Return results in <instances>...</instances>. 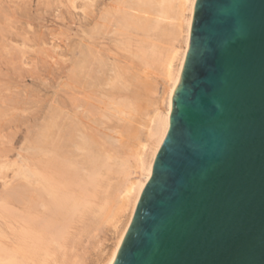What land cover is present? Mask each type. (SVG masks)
<instances>
[{"label":"bare ground","instance_id":"bare-ground-1","mask_svg":"<svg viewBox=\"0 0 264 264\" xmlns=\"http://www.w3.org/2000/svg\"><path fill=\"white\" fill-rule=\"evenodd\" d=\"M196 2L197 0H42L43 5L41 4V8L45 7L46 12L49 10L47 8L53 7L55 4L59 7L57 8L54 5L58 10L62 7L60 10L62 16L57 13L58 10L56 11V14L61 16L58 18L63 20L64 12L67 13L69 11L68 14L71 16L65 15V18L70 17L67 19L68 21L71 17L72 19L76 18L75 21L79 23V26L75 28L81 27L80 29L77 28L80 30L78 31L79 33L75 32L77 29L74 28L75 31L73 29L76 39L73 37L74 40L71 42L70 49L66 50L70 51V54L65 50L63 54L58 53L63 56L64 52L65 55H70L68 59L70 60V64L65 65V69H62L64 71L61 72L62 75L66 76L65 78L63 75L65 80L63 78L62 82L61 79L58 81L61 77L58 76L56 84L57 82L59 83L57 86L53 84L55 89L52 88L53 86L50 88L51 92H53V89L57 91V87L59 88V84H61V86H65L63 89L61 88L64 91L58 89V92H62L65 95L69 93L67 91L71 90L72 96L71 94L66 95V97L71 96L68 97L71 99V101L68 100L71 104L69 105L66 103L68 101L63 100L61 96L65 98V95L60 96L61 93L56 92L55 94H58L57 96L62 99H57L56 96H54L55 99L52 98L54 92L49 95L47 88H43L42 90L47 89L46 95L43 93L44 95L41 94L40 96V93H42L41 88L38 94L36 92L39 90V87L33 86L34 91L37 88L35 92L33 91L37 96L36 94L33 95L31 91V89L33 90L32 85L28 86L29 89L26 83L23 84V86L26 85L24 87L22 84H17V87L18 89L23 87L24 92H26L24 88H28L29 92L27 90L26 93L28 94L26 95L29 98L24 95L22 90L23 94L16 92L20 96L16 95L14 93L15 90L13 94H10V96H15V98L10 97L8 101L5 100L7 102L6 106L3 105V103H6L5 101L0 102L2 103L0 105L4 106L0 107V116L9 114L11 118L18 119V115H23L22 109L28 112L29 109L35 108L32 105L37 99V104H43L44 101H41L43 96L46 101L45 106L43 105L42 108L39 106L40 110L44 109V111H41L42 113L40 112L37 115L34 109L31 112L32 116L30 115L31 117L36 115L31 120L32 122H39L38 130H31V137H26L25 135V139L28 138L26 146L24 144L23 148L20 146L21 149L29 150V153L25 156L19 154L18 158L20 160L18 164L10 163L9 166L6 162L3 164L4 161L0 164V168L2 169L3 167L6 168V165L10 168L13 166L17 167L12 168V170L15 169L13 171L12 186L10 189L5 190L6 187L5 191L2 189L3 191L0 193V213L8 210L7 207L10 203V240L8 239L10 242L6 244L5 241L4 245L0 241V264H64L68 260L70 262L71 259L66 258L68 254L66 251L73 248L71 246L69 248L68 246L73 241L71 237L75 238L71 231L76 227L75 225L78 222L79 226L83 224H80V222L85 221V224H87L88 221L86 220H89L88 226L89 223L96 226V222L94 223L93 221H98L101 229H104L105 221L106 224H112L105 225L106 229L114 226L117 228L116 233H118L119 226L121 223L124 224L122 219L123 221L124 219L126 220L123 216L129 211V216L123 229L121 226V231L119 230L121 233L120 235L118 234L119 237L117 238L115 247L104 263L112 264L114 262L131 225L141 195L151 178L154 163L169 130L172 99L181 79L190 47L191 28ZM66 8L67 11L65 10ZM37 9L39 10V8ZM74 10H76V15L79 16L78 19L77 16H74ZM77 10L81 12L79 13ZM8 11H6V7L0 6V19L2 18L3 20L4 17L3 22L0 20V28H2L0 32L3 31V36L5 35V37H10L13 30H16V25L13 26L12 24L13 27H11V24H9L16 19L12 18L13 20H11L10 11L9 13ZM71 12L72 14H70ZM33 13L36 14V12ZM17 14L15 13L14 15ZM18 15L15 17L18 22H22L20 21V16L22 17V15L20 14L19 17ZM12 17L14 16L12 15ZM7 19L10 20L9 23ZM69 22L67 24L70 25ZM2 23V26L7 24L9 26L8 29L7 25L1 27ZM22 23V31L18 27L21 32L17 31V33L14 31L16 34H13L12 38H6V44L4 40L0 42L3 43L1 44L2 50H6V53L10 51L11 54L13 49L14 51L17 49L19 52L22 49L19 53L20 55L23 51L25 52L23 49L27 44L29 46L33 37V39L37 38L35 44H38L37 46H34V43L30 44L33 48L37 47L39 49L42 47L40 45L42 44L41 42H46V40L43 41L45 35L42 33L38 34L39 37L42 35L39 38L40 40L38 37L35 38V36H38L35 35L37 34L36 32L39 33L40 31H35V29V32L32 33H35V36H32L28 29L27 32L26 28L23 29V25H26L27 28L31 27L27 24L29 23L28 21L27 23L25 22L26 24ZM42 26L45 27V25ZM70 26L71 29L74 27L73 25ZM5 28L9 31H4ZM24 31L25 33H23ZM48 31H51V29ZM7 32L8 34L6 35ZM28 33L31 37H28L30 35H26ZM165 34H169L170 42L166 39L168 35L166 36ZM0 36H2L1 33ZM5 37L3 38L5 39ZM159 38L163 40L160 39L162 45L156 42ZM16 39L20 41L19 44L16 42ZM165 39L168 46H164L166 44ZM181 39H183L184 43L182 50L177 46L180 42L176 44V41L178 42ZM37 40L41 42L38 43L39 41L37 42ZM68 43L70 44V42ZM50 45L54 49L60 47L59 45ZM49 46H46L47 51L49 50ZM52 46L50 49H52ZM43 47L41 48L42 55H48L45 46ZM117 48H122L121 50L127 49L128 52L124 51L125 53L130 52L128 56L131 60L126 62L127 59L124 60V51ZM121 52L124 56L120 55V57L118 54ZM132 59L147 69L154 67L151 75L155 73L154 70L156 71L157 69L158 74L161 70L162 73L160 71L161 74L158 75L161 77L157 78H162L164 82L161 79L159 84L162 82L166 86L165 94L167 96L165 94L159 95L163 96L161 100L152 101L149 99V95L148 99L146 98L147 101H144V103L146 102L144 106H146L143 107L141 104V107L145 108V110L144 114L142 112L141 115L138 113L140 116L135 113L139 107L134 106L132 110L134 99L137 97L136 87L133 82V80L137 82V78H135V72L132 68L135 64ZM177 60L178 63H176ZM158 63H160L159 66H162L161 69L158 68ZM45 79H41L44 84L47 81ZM155 82L153 83L152 78V84H156ZM159 84L153 85V88H156ZM19 85L22 87L20 88ZM48 86L50 87L51 85ZM12 88L14 87H11V91ZM155 88L152 95L158 92L159 87ZM29 93H32L31 97L36 96V98L32 97L35 100L31 99ZM47 93L50 97L52 95L51 98L57 102L52 100L51 103L48 100ZM21 95H24L26 100L28 98L29 101L23 100L24 96L21 97ZM152 95L151 97H154L155 94ZM137 99L135 100L138 101ZM164 101L167 102L165 108L162 107ZM34 104L36 105V103ZM18 109H20L19 112L17 111ZM33 112L36 113L34 114ZM25 116L27 118L30 117ZM27 118L24 119L28 120V122L25 120L23 123L25 125H32V122L29 123L31 118ZM137 118L139 119L138 124L136 123L138 122V120L136 121ZM37 119H41V121ZM121 123H125L127 126L128 123L132 124L131 129H129L130 133L127 132L126 125H122ZM123 132L128 134L127 142L122 140L124 137ZM32 137L37 138V140L35 142L32 141ZM24 143H26L25 140ZM10 168L7 167L3 171L1 170L2 174L0 173V178H3L1 176L6 177L7 179H3L7 182L10 181L8 180L9 176H5L8 172H4ZM134 174H138V176L135 177L133 176ZM11 194L13 196L10 200L9 196ZM97 216H99L98 218L102 216V219L105 217L104 221L101 222L103 225L100 224L101 218L94 220ZM92 218L94 219L92 220ZM85 224L82 225V228L76 227L77 229H81L78 232L80 235L83 229L84 234L87 231L85 228L90 229ZM94 225L90 231L95 230ZM97 226L95 227L96 229ZM115 228L113 229L115 230ZM66 229L69 230L68 234L64 233ZM77 229H74V231ZM110 232H112V227ZM78 233H76L77 236L75 238L77 242L82 238ZM114 233L115 231L112 234ZM70 238L71 241L69 242ZM65 239H69L66 241L68 242V246L65 243ZM98 239L96 238V240ZM76 244H72V246L76 247ZM67 248L69 249L67 250ZM76 248L72 250L73 252L68 251L69 258L74 255V251L77 253ZM76 253L74 256L77 258ZM74 256L71 258L77 260ZM62 260H65V262H62ZM72 261L69 264L76 262Z\"/></svg>","mask_w":264,"mask_h":264},{"label":"water","instance_id":"water-1","mask_svg":"<svg viewBox=\"0 0 264 264\" xmlns=\"http://www.w3.org/2000/svg\"><path fill=\"white\" fill-rule=\"evenodd\" d=\"M112 264H264V0H197L169 130Z\"/></svg>","mask_w":264,"mask_h":264},{"label":"rangeland","instance_id":"rangeland-1","mask_svg":"<svg viewBox=\"0 0 264 264\" xmlns=\"http://www.w3.org/2000/svg\"><path fill=\"white\" fill-rule=\"evenodd\" d=\"M13 1V2H12ZM38 1V2H37ZM18 4V5H16V4ZM3 4V5H2ZM20 4V5H19ZM42 0H0V6L1 7H3V8H5L6 7V11L7 10H9L10 11V15H11V20H13V19H16L15 21L18 23H13V22H15V21H11L10 22V20L9 19H7V20H9L8 21V23L9 24H11V27H13V26H15L16 25V27H15V29L16 30H13V32H12V35L13 34H16L14 31H18V32H21L22 31V25H21V23L22 22H26L27 23V21L29 22V23H27L29 26H31V27H29V28H27V26L26 25H23V29H25L26 30V32L29 30V32H30V34H32L33 32H35V31H40L39 33L38 32H36L37 34H35V35H38V34H44L45 36V38L43 39V41L44 40H46V42H41V41H39L40 39L39 38H41L42 37V35H40L41 37H39V35L38 36H35L34 34H32V36H35V38L36 37H38V39L39 40H37V42L38 43H42V44H40L42 47L41 48H44L43 46H45V49H46V46L48 47L50 44H53V45H59L60 47H61V49H60V47L58 48V49H54L53 48V46L52 45H50L49 46V50L47 51V49H46V51H47V54L48 55H42V53H41V48H37V47H34V48H36V49H34L33 48V46L32 45H30V44H35L36 43V39H33V38H31V43H29V41H27V43H29V46H28V44H27V46L23 49V50H25V52H24V54L22 55V53L19 55V53H20V51L22 50H19V52H18V50L17 49H15V51H14V49L12 50L13 52L10 54V51H9V53L7 52L6 53V50H2V45L1 44H3V43H0V48H1V50H0V86L2 85V87H0V102H2V101H5V100H7L8 101V99L10 98V97H14L15 98V96H10V94H13V92L14 93H18V92H21V90L23 91V87L24 86H26V85H24L23 86V84H27V87L29 86H31L32 85V87L33 86H35V87H39L38 89L39 90H37V88H36V90H37V92L36 93H38V91H39V93H40V88H41V92L42 93H40V96H41V94L42 95H44L45 93H46V91H47V89H48V93H49V95H50V93H53L52 95H53V97H52V95H51V97L52 98H54V96H56V98L57 99H62L63 98V100H65V101H68V100H70L71 101V99H69L68 97H71L72 96V94L70 93V91H67V92H69V93H67L66 92V90H65V92L67 93V94H71V96H68V97H66V95L65 94H62V92H58L59 90L58 89H63V87H65V86H61V84H59L60 86H59V88L57 87V91L56 90H54L55 88H54V85L53 84H56V81H57V79L56 78H59L58 76H61L59 79H58V81H60V79H61V82H62V79L64 78L63 77V75H62V73L61 72H63L64 70H62L63 68L65 69V65L67 66L68 65V63H69V61L70 60H68L69 58H70V55H68V54H70V51L68 52V51H66V50H68V49H70V47H71V42H73L72 40H74L73 39V37L74 36H76V34H75V32L76 33H79L78 31H80V30H78V29H80L79 27H77V28H75L76 26H79V23L77 22V21H75V19L76 18H74V19H72V17H71V19L69 20V21H72V22H69L67 19H69L68 17L67 18H65V15L67 16V15H69L68 14V12L69 11H67V8L65 9L66 11H67V13H65L64 12V14L65 15H63L64 17L62 18L63 20H61V18H58V17H61L62 15H61V8L62 7H60V9L58 10L57 8H59V7H57V5H53V7H50V8H47V9H51V8H53L51 11H47L46 12V9H45V7L44 8H41L42 7ZM14 5V6H13ZM41 5V6H40ZM17 6V7H16ZM26 9H24V8ZM39 8V10L37 9V8ZM64 8H65V6H63ZM20 8H22V9H20ZM42 9V10H41ZM20 11V13H19V11ZM23 10H25V11H23ZM33 10H35V11H33ZM45 12H44V11ZM58 10V11H57ZM63 10V9H62ZM69 10V9H68ZM9 11H8V13H9ZM56 11H57V13H59L61 16H59L58 14H56ZM70 11H73V10H70ZM25 12V13H24ZM33 12H36V14L35 13H33ZM75 12V13H74ZM74 16L76 17L77 15H76V10H74ZM77 12H81V11H79V10H77ZM15 13H18L19 15L21 14L22 15V17L20 16V21H22V22H18V20H17V18L15 17V16H17V15H14ZM23 13V14H22ZM54 13H55V15H54ZM43 14V15H42ZM62 14H63V11H62ZM70 14H72V12L70 13ZM12 15L14 16V17H12ZM19 15H18V17H19ZM80 15V14H79ZM41 16H42V18H41ZM46 18H45V17ZM54 16H57V17H54ZM69 16H71V15H69ZM73 16V17H74ZM43 17H44V19H43ZM78 17L79 16H77V19H78ZM13 18V19H12ZM64 19H66V20H64ZM0 20H2V18L0 19ZM75 22H74V21ZM4 21V17H3V20L1 21V22H3ZM66 21V22H65ZM179 21V20H178ZM0 22V23H1ZM70 23V25H73L74 27H72V29H71V26L69 25V24H67V23ZM177 22V21H176ZM6 23H7V21H6ZM25 23V24H26ZM71 23H73V24H71ZM77 23V25H75ZM5 24V23H4ZM12 24H13V26H12ZM20 24V26H18ZM23 24V23H22ZM178 24V23H177ZM3 25V23L1 24V27H5V26H2ZM42 25H45V27L44 26H42ZM65 25V26H64ZM48 26V27H47ZM8 25H7V29H8ZM18 27H19V29H21V31L18 29ZM77 29L76 31H75V29ZM2 28H0V30H1ZM28 29V30H27ZM36 29V30H35ZM51 29V31H48V30H50ZM73 29H74V31H73ZM35 30V31H34ZM4 31H9V30H6V28L4 29ZM53 31V32H52ZM17 32V33H18ZM48 32H49V34H48ZM51 32V33H50ZM1 33V35L3 36V31H1L0 32ZM5 33V32H4ZM23 33H25V31L23 32ZM53 33V34H52ZM8 34V32L6 33V35ZM10 34V33H9ZM29 33L28 34H26V35H30ZM75 34V35H74ZM170 34V33H169ZM169 34H165L166 36L168 35V38H166L168 41L169 40H171L170 39V37H169ZM11 35V36H12ZM2 36H0V38L2 37ZM5 37V35L3 36V37H5V39L2 37V39L0 40V42L2 41V40H6V38H12V37ZM77 36H78V34H77ZM163 36V35H162ZM162 36H160V37H162ZM28 37H31V35L30 36H28ZM71 37V38H70ZM18 38V37H17ZM49 38V39H48ZM75 39H76V37H74ZM20 39V38H19ZM33 39V40H32ZM48 39V40H47ZM161 38H159L158 39V41H156L157 42V44H161L162 42H161V40L162 39H164L163 37H162V39L160 40ZM165 39V42L167 41ZM17 41V43L19 44L20 43V41H21V39H20V41L18 40V39H16ZM34 40H35V42H34ZM50 40V41H49ZM3 41V42H4ZM14 41H15V39H14ZM163 41V40H162ZM11 42V41H10ZM10 42H8L9 44H10ZM68 42H70V44L68 43ZM164 42V43H165ZM170 42V41H169ZM180 42V43H179ZM8 43H7V47H8ZM12 43V42H11ZM14 44H17V43H15V42H13ZM55 43V44H54ZM163 43V44H164ZM179 43V45H177V46H179L180 48H181V50H182V47H183V45H184V43H183V39H181L180 41H176V44H178ZM5 44H6V41H5ZM46 44V45H45ZM69 44V45H68ZM166 44H167V42H166ZM166 44H164V46H168V44L166 45ZM13 45V44H12ZM38 45V44H37ZM36 44L34 45V46H37ZM39 45V46H40ZM162 45V44H161ZM160 45V46H161ZM38 46V47H39ZM51 46H52V49H50L51 48ZM62 46H63V49H62ZM65 46V47H64ZM122 46H124V45H122ZM159 46V47H160ZM6 47V48H7ZM11 47V46H10ZM29 47V48H28ZM31 47V48H30ZM66 48V49H65ZM123 48H125V47H123ZM127 48V47H126ZM161 49H162V46L160 47ZM4 49V48H3ZM117 49H119V48H117ZM122 48H120L119 50H121ZM128 49V48H127ZM127 49H123V50H121V51H127ZM9 50V49H8ZM55 50V51H54ZM66 51V52H68V54L67 55H65V52H64V56L63 55H61V54H58V53H62L63 54V51ZM44 51V50H43ZM118 51V50H117ZM125 51L123 52V53H125ZM28 52V53H27ZM30 52V53H29ZM51 52V53H50ZM119 52V51H118ZM128 52V51H127ZM126 52V53H127ZM6 53V54H5ZM14 53H16L15 55H14ZM46 53V52H45ZM122 53V52H121ZM118 54L119 56L121 55H123V53L122 54ZM126 53L124 54L125 55V57H124V60L125 59H127L126 60V62H129L131 59H129V56H128V54H130V52L129 53H127V55H126ZM3 54V55H2ZM13 54V55H12ZM41 54V55H40ZM50 54V55H49ZM22 55V56H21ZM123 55V56H124ZM120 56V57H121ZM24 57V58H23ZM30 57V58H29ZM68 57V58H67ZM127 57V58H126ZM65 58H67V59H65ZM56 59V60H55ZM64 59V60H63ZM133 60V62H134V59H132ZM25 63H24V62ZM44 63H43V62ZM57 61V62H56ZM135 61H136V59H135ZM132 62V61H131ZM34 63V64H33ZM47 63V64H46ZM59 63V64H58ZM135 64H134V66L132 67L133 69H134V72H135V78H137V82L136 81H134L133 80V82H134V86L136 87V95H137V97L136 98H138L137 100L138 101H136L134 98V103H133V105H132V110H133V107L134 106H137V107H139L138 108V111H136L135 113L137 114V115H139L138 113H140V115H141V112L144 114V110H145V108L143 109L142 107H141V104H142V106L143 107H145L144 106V104L146 103H144V101L146 100V98L148 99V96L150 97L149 99H151L152 101L154 100H161V98L163 97V96H159V95H164L165 94V88H166V86H165V83H162L161 82V84H159L160 83V81H161V79L162 78H157V77H161V76H158L159 74H161L162 73V71H161V73H160V71H159V69H161V65L159 66V64L160 63H158V71H159V74H158V72H157V69H156V71L154 70V72L155 73H152L153 75H151V72H153V68L154 67H151V69L149 70V69H147L146 67H144L143 65H141V64H138V63H136V62H134ZM176 63H178V60L176 61ZM61 64V65H60ZM70 64V63H69ZM153 64H154V62H153ZM155 66H156V64H155ZM60 67V68H59ZM157 67V66H156ZM48 68V69H47ZM55 69V70H54ZM60 69V70H59ZM46 70H47V72H46ZM62 70V71H61ZM33 72H35V73H33ZM50 73V74H49ZM61 73V74H60ZM34 74V75H33ZM60 74V75H59ZM156 74V75H155ZM36 75V76H35ZM51 75V76H50ZM65 76V75H64ZM43 77V78H42ZM47 79V81H45L46 82V84H44V83H42L43 81L42 80H44L45 78ZM157 79H156V78ZM42 80H41V79ZM65 78H66V76H65ZM65 78L63 79V80H65ZM134 78V79H135ZM152 78H153V83L155 82V80H157L155 83L156 84H159V86H156V88L157 87H159L158 88V92H160V91H162L163 92V90H164V92L162 93V92H160V93H158V92H155V93H153V95H154V97H151V95H152V92L154 91V88H153V85H156V84H152ZM155 78V79H154ZM45 79V80H46ZM21 82H20V81ZM67 80V79H66ZM163 80V79H162ZM41 81V82H40ZM69 81V80H68ZM159 81V82H158ZM16 84H15V83ZM50 82V83H49ZM158 82V83H157ZM163 82H164V80H163ZM49 83V84H48ZM59 82H57V84H58ZM17 84H22V86L21 85H19V87L21 88V89H18V87H17ZM57 84L55 85V86H57ZM6 85V86H5ZM48 85H51L50 87L48 86ZM9 86V87H8ZM45 86H47V87H45ZM53 86V87H52ZM11 87H14V88H12V91L10 90L11 89ZM28 87V88H29ZM31 87V88H32ZM49 87V88H48ZM54 88L52 91L53 92H51V90H50V88ZM161 87V88H160ZM28 88H24V89H26V92H27V90H28ZM43 88H47L46 90H44V91H42L43 90ZM71 88V87H70ZM155 88V89H156ZM30 89V88H29ZM61 89V90H62ZM65 89V88H64ZM66 89H69V88H66ZM10 90V91H9ZM20 90V91H19ZM35 90V91H36ZM60 90V91H61ZM25 91V90H24ZM23 91V92H24ZM31 91H32V93H33V95H35L36 93H34L35 91H34V87H33V90L31 89ZM30 91V92H31ZM34 91V92H33ZM62 91H64V90H62ZM73 91V90H72ZM156 91V90H155ZM23 92H21L22 94H23ZM26 92H24V95L26 96V97H28L26 94H28V93H26ZM28 92H29V90H28ZM61 93L60 94V96L61 95H65V98H64V96H61V97H58L57 95L58 94H55V93ZM64 92V93H65ZM16 93V95H19V94H17ZM31 93V94H32ZM38 93V94H39ZM44 93V94H43ZM48 93H47V96H48V100L52 103V100L53 101H56V100H54V99H52L49 95H48ZM158 94V96L156 97V95ZM31 94L29 93V96L31 97ZM55 94V95H54ZM15 95V94H14ZM24 95H21V97L22 96H24ZM46 95V94H45ZM152 95V96H153ZM7 96V97H6ZM20 96V95H19ZM24 96V98H23V100L25 99V101H27L28 100V98H27V100H26V97ZM36 96H37V94H36ZM36 96H32V97H35L36 98ZM39 95H38V97H40ZM165 96H167L166 94H165ZM3 97H4V100H3ZM7 99H6V98ZM18 97V96H17ZM20 97V98H21ZM31 97V99H34V98H32ZM37 97V98H38ZM159 97H160V99H159ZM19 98V97H18ZM43 99L41 100V98L39 99V102H40V100L41 101H44L43 102V104H40V103H38L37 104V102L35 101L34 103H36V105L33 103V105L32 106H35V108H32V109H29V111L27 112V111H25V109H22V112H23V115L21 114V115H18V119H15L14 117V119L13 118H11L10 117V115L9 114H4V115H1L0 116V154L3 156H1L0 155V164L3 162V164H5V162L7 163V164H9V166H10V163H14V164H18L19 163V154L21 155V156H25L27 153H29V150L27 151V150H24V149H21V147L23 148L24 146H26V144H27V139H25L27 136L28 137H31V135H30V132H31V130L32 129H36V130H38V122L39 121H37V122H32L31 120H33V117H35L36 115H34L36 112H37V115H38V113H40L41 111H44V109L43 110H40L42 107H43V105L45 106L46 105V101H45V98H44V96L42 97ZM50 98H51V100H50ZM68 98V99H67ZM154 98V99H153ZM156 98V99H155ZM133 99H132V101H133ZM35 100V99H34ZM47 100V101H48ZM150 100V101H151ZM29 101V100H28ZM48 101V102H49ZM131 101V102H132ZM147 101V100H146ZM6 102V101H5ZM48 102H47V104H48ZM49 102V103H50ZM57 102V101H56ZM67 104H71V102L69 103V101L68 102H66ZM148 103V102H147ZM0 104H2V103H0ZM6 104H7V102L6 103H3V105H5L6 106ZM166 104H167V102L166 101H164L163 102V104H162V107H166ZM3 105H0V107L2 106V107H4ZM25 105V104H24ZM23 105V106H24ZM29 105H30V103H29ZM41 108H40V107ZM25 107H26V105H25ZM24 107V108H25ZM28 107H31V106H28ZM21 109V108H20ZM20 109H18L17 111L19 112V110ZM34 109L36 110V112L33 114L34 116L33 117H31L32 115H31V112L32 111H34ZM142 109V110H141ZM28 110V109H27ZM16 111V112H17ZM25 111V112H24ZM39 111V112H38ZM42 113V112H41ZM142 114V115H143ZM7 115H8V117H7ZM25 115H27V116H30V117H26ZM139 115V116H140ZM24 116V117H23ZM136 116V115H135ZM5 117V118H4ZM22 117V118H21ZM10 118H11V120H10ZM24 118H27V119H30L29 120V123L30 122H32V125H30V124H24L23 123V121L25 122V120L26 119H24ZM2 119V120H1ZM15 120V121H14ZM37 120H40L41 121V119H37ZM114 120H115V118H114ZM138 120V122H136L137 124L139 123V119L137 118L136 119V121ZM27 122H28V120H26ZM35 121V120H34ZM134 121V120H133ZM23 124H22V123ZM122 122H125V121H122ZM9 123V124H8ZM125 123H127V122H125ZM125 123H121L122 125H124ZM135 123V122H134ZM18 124V125H17ZM28 125V126H27ZM126 125V124H125ZM131 123H128V126L126 125V130H127V132L128 133H130V130L129 129H131ZM27 126V127H26ZM33 127V128H32ZM124 128V129H125ZM25 135H26V137H25ZM123 135H124V137L122 138V140L123 141H125V142H127V136H128V134L127 133H125V132H123ZM11 138V139H10ZM24 140H25V142L26 143H24ZM37 140V138H35V137H32V141H36ZM23 144H24V146H23ZM21 146V147H20ZM20 152V153H19ZM6 155V156H5ZM8 159V160H7ZM6 160V161H5ZM8 165H6V168L5 167H3V169L5 168V169H7V167L8 168H10ZM12 168H17V167H15V166H13ZM12 168H10V169H8V170H6V172H4V173H7L8 172V174H5V176L7 175V177L9 178L8 180H10V181H6V180H4V179H7L6 177L4 178V176H1V177H3V178H0V193L5 189V190H7V189H10V187L12 186V177H13V174H14V170H12ZM3 169L2 168H0V173H1V170L3 171ZM4 169V170H5ZM3 173V172H2ZM1 173V174H2ZM133 176H135V177H137L138 176V174H134ZM15 180V179H14ZM2 184V185H1ZM9 187V188H8ZM3 189V190H2ZM4 190V191H5ZM12 194L9 196V199L11 200V198H12ZM12 207V206H11ZM8 208V210H6V211H3V212H1L0 213V241H1V243H5V241H6V244L7 243H9L10 241V223H9V218H10V203H9V206L7 207ZM127 213H128V215H127ZM126 213V215H124L123 216V218H126V220L128 219V216H129V211ZM102 215V214H101ZM100 216V215H99ZM99 216H97V217H95V219L94 218H92V220L94 219V220H96ZM102 216H105V215H102ZM102 216L100 217L101 219H102ZM125 216H127V217H125ZM100 218H98L97 220H99ZM104 219H105V217H103ZM104 219H102V221H100V224H102L103 225V223H101V222H103L104 221ZM126 220L124 219V221H123V219H122V222H124V224H125V222H126ZM7 221V222H6ZM86 221H88V222H90L89 220H86ZM88 222H87V224H88ZM94 223L96 222V226H97V224H98V226H97V229L95 228L96 226L94 225V224H90L89 223V226L87 225V224H85L86 222L84 221V222H80V224L81 223H83L82 225H87L88 227H90V229H91V227H93V225L95 226L94 227V229L95 230H91L90 231V229L88 230V228H85V230H87L86 232H85V234L83 233L84 232V229L82 230V232H81V235H80V233H78L81 229H77L76 227L78 226V223H77V225H75L76 227L75 228H73V230H72V228H71V232L74 234L73 236H75V238H76V233H78L81 237V240L79 239V242H77L76 240L77 239H75L74 237H71V238H73L72 240L73 241H71V238H70V240L69 239H65V243H66V245L68 246V242H66L67 240H69V242H70V245L68 246L69 248H70V246L71 247H73L71 250H68L69 248H67V250L68 251H72V250H75V248L77 249V253H76V251H74V255H75V253H76V255H77V258L74 256V258H76L77 260H79V261H77V260H75V259H72L73 258V256H70V258H69V252L68 251H66L68 254H67V256H66V258H68V259H71L70 260V262L72 261V262H74V261H76L75 263H72V264H105L104 262H106L107 261V259L109 258L108 256H110V254H111V252H112V250H113V248L115 247V243H116V241H117V238L119 237V235H120V231H121V226H122V229H123V226H124V224H122L121 223V225L119 226V229H118V233H116V230H117V228H115L114 226H111L112 227V232H110L111 231V227H110V229H108V231H106L107 229H106V227H105V225H107L108 226V224L110 225L111 223H108V224H106V222L104 221V229H101V225L99 226V223H98V221H93ZM93 222H91V223H93ZM82 225H79L78 226V228H82ZM90 225H92V226H90ZM112 225V224H111ZM87 226H83V227H87ZM100 227V228H99ZM99 228V229H98ZM103 228V227H102ZM113 228H115V230L113 229ZM74 229H77V230H75V231H77V232H75L74 231ZM93 229V228H92ZM115 231V233L114 234H112L114 231ZM120 230V231H119ZM68 231L69 230H64V233H67L68 234ZM90 231V232H89ZM75 232V233H74ZM83 233V234H82ZM119 234V235H118ZM78 235V236H79ZM99 237H101V238H99ZM77 238H79V237H77ZM96 238L98 239V240H96ZM9 239V240H8ZM95 239V240H94ZM4 240V242H2ZM104 241H105V243H104ZM76 243H78V244H76ZM100 243V244H99ZM103 243H104V245H103ZM72 244H76V247L73 245L72 246ZM5 245V244H4ZM73 252V251H72ZM64 253V252H63ZM70 255H72L71 253H70ZM63 256V255H62ZM72 257V258H71ZM84 258V259H83ZM62 259H64V258H62ZM66 260V259H65ZM65 260H62V262H65ZM67 261V260H66ZM69 261V260H68ZM67 261V263H64V264H69L70 262H68Z\"/></svg>","mask_w":264,"mask_h":264}]
</instances>
